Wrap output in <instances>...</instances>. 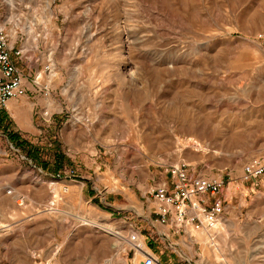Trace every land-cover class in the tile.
Masks as SVG:
<instances>
[{"label": "rangeland", "instance_id": "obj_1", "mask_svg": "<svg viewBox=\"0 0 264 264\" xmlns=\"http://www.w3.org/2000/svg\"><path fill=\"white\" fill-rule=\"evenodd\" d=\"M0 12L27 87L0 107V264H264V176L243 175L264 156V0ZM179 162L223 181L216 232L156 223Z\"/></svg>", "mask_w": 264, "mask_h": 264}, {"label": "built area", "instance_id": "obj_2", "mask_svg": "<svg viewBox=\"0 0 264 264\" xmlns=\"http://www.w3.org/2000/svg\"><path fill=\"white\" fill-rule=\"evenodd\" d=\"M260 38L264 40V33ZM20 54L19 49L13 52L0 12V107H6L10 100L18 99L27 92L21 69L16 62ZM166 171L170 176L149 193L156 203V223L168 226L175 233L185 234H189L190 229H217L225 210L224 201L218 196L223 181L194 175L185 162L168 166ZM243 175L244 179L264 176V156L245 164ZM129 240L134 250L143 251L138 235H130ZM145 254L141 264L158 263L153 255Z\"/></svg>", "mask_w": 264, "mask_h": 264}, {"label": "bare ground", "instance_id": "obj_3", "mask_svg": "<svg viewBox=\"0 0 264 264\" xmlns=\"http://www.w3.org/2000/svg\"><path fill=\"white\" fill-rule=\"evenodd\" d=\"M6 107H7V105H6ZM261 157H263V156H261ZM261 157H257V158H261ZM253 159H254V158H253ZM253 159H252V160H253ZM252 160H251V161H252ZM251 161H250V162H251ZM248 163H249V162H248ZM220 222H221V221H219V223H220ZM206 232H211V233H212V231H206ZM213 232H214V231H213ZM215 232H216V230H215ZM139 243H140V245H141V248H142V249H145L144 247H146V246H145L143 240H139ZM156 261H157V259H156Z\"/></svg>", "mask_w": 264, "mask_h": 264}, {"label": "crops", "instance_id": "obj_4", "mask_svg": "<svg viewBox=\"0 0 264 264\" xmlns=\"http://www.w3.org/2000/svg\"><path fill=\"white\" fill-rule=\"evenodd\" d=\"M18 129L20 130V131H22V132H26L27 131V129H25L24 127H22V125H20L19 127H18ZM150 214V213H149ZM150 216V215H149ZM170 237V236H169ZM153 256L157 259V262L159 261V258L155 255V254H153Z\"/></svg>", "mask_w": 264, "mask_h": 264}]
</instances>
